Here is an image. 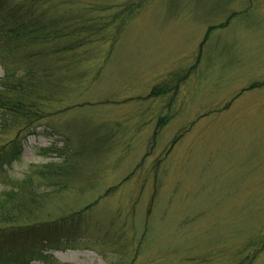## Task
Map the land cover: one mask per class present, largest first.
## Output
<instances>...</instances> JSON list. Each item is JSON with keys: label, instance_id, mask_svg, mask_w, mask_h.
<instances>
[{"label": "rangeland", "instance_id": "1", "mask_svg": "<svg viewBox=\"0 0 264 264\" xmlns=\"http://www.w3.org/2000/svg\"><path fill=\"white\" fill-rule=\"evenodd\" d=\"M56 2L101 36L86 46L93 86L53 105L23 140L0 173V197L31 177L40 200L24 223L93 205L83 214L90 233L50 251L53 264H238L230 254L264 234V0ZM8 46L0 35L12 68ZM160 86L170 91L149 96ZM98 125L106 136L84 142ZM46 164L70 175L47 187L33 176ZM111 230L115 239L103 241ZM215 248L223 251L212 257Z\"/></svg>", "mask_w": 264, "mask_h": 264}, {"label": "trees", "instance_id": "2", "mask_svg": "<svg viewBox=\"0 0 264 264\" xmlns=\"http://www.w3.org/2000/svg\"><path fill=\"white\" fill-rule=\"evenodd\" d=\"M49 1L23 0L14 5L11 4L12 0H0V35L10 44L5 53L10 54L15 61L14 66L10 68L3 63L0 55V63L4 68V76L0 79V136L3 132L5 135L12 134L9 140H0V173L20 159L23 140L35 134V129L39 127L38 123L42 119L56 112L53 111V105L59 106L69 99L77 88L93 86L91 82L86 83L85 70L89 68L85 61L90 52L86 46L95 43L91 38L96 40L101 36L91 32L93 27L88 23L89 18L83 20L68 15L67 11L62 13L60 2H56L58 0ZM45 4L50 6L40 10V6ZM229 19L226 23L208 28L200 48L207 41L209 33L214 29L224 28ZM66 28H70V32H67ZM1 52L4 53V50ZM98 77L99 75L94 80ZM258 86L261 84H254L249 89ZM173 90H177V86ZM169 91L166 86H160L152 89L149 96L166 95ZM61 106L62 109H68L65 104ZM164 122L165 119L160 120L157 127ZM89 129L84 142L97 139L98 136L100 138L105 133V128L101 125ZM81 140L83 143V137ZM176 140L171 143L170 149ZM60 157L68 167L67 163L71 160L62 154ZM51 166L52 164L43 166L48 169L47 173L41 170L33 174L45 181L44 185L47 187L61 184L58 180L70 175L69 172H55ZM67 169L74 167L65 168ZM40 178L34 181L39 182ZM35 187L36 184L28 176L15 187L16 191L13 187L4 191L0 197V223H8L4 228L0 227V264H32L35 261L53 264L50 251L77 244L85 234L90 233L86 222L83 221V214L93 205L55 220L24 223L25 219L29 218L27 212L37 208L35 197L39 199V196ZM111 191L112 189L108 190L106 194ZM112 233V230L110 233H103L102 240L115 239V234L111 235ZM222 251L215 248L210 253L215 257ZM263 252L264 234H261L248 241L240 254L236 251L230 255L242 257L238 264H253Z\"/></svg>", "mask_w": 264, "mask_h": 264}]
</instances>
